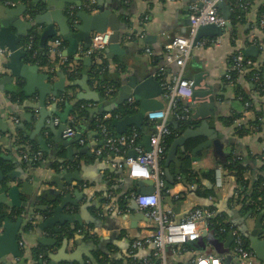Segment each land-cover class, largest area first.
Instances as JSON below:
<instances>
[{
	"label": "crops",
	"instance_id": "0c3cea01",
	"mask_svg": "<svg viewBox=\"0 0 264 264\" xmlns=\"http://www.w3.org/2000/svg\"><path fill=\"white\" fill-rule=\"evenodd\" d=\"M13 1L17 2L18 0ZM191 1L180 0L168 3L166 0H96L100 5L112 10L122 24L120 29L122 34L121 52L112 56L104 54L101 60V63L105 62L107 65L106 70H103L106 71V80L118 84V93L133 76L142 78L151 73L152 76L158 78L161 73V77L170 80L177 74L178 68L176 65L167 63L165 60V48L171 38L187 35L189 28L188 5ZM32 2L33 0H26L25 3L33 6ZM225 3L230 9V23L232 15L235 14L236 16V36L232 34L231 25L228 29L229 32L218 38L216 45L195 48L185 65L183 76L193 81L197 74L204 73L206 75L204 76L205 83L213 87L214 90L216 89L215 115L208 120V124L210 129L230 142V144L223 145V153L228 154L226 158H246L250 155L260 159L264 157V136L259 134L239 136V133H234L236 123L239 121L235 122L234 127H226L222 123L224 118L232 117L233 114L241 115L242 122L244 120L250 121L255 117L253 111L245 112L243 110L240 113L241 106L235 100L234 86L226 84L225 75L230 68V59L235 53V48L257 47L259 51L257 57H249L247 60L252 61L255 67L262 65L264 62V45L258 42L259 38L257 37L259 35L257 25L258 6L253 5L246 10L237 6L238 9L235 10V7L227 0ZM19 4L17 2L15 6H9L5 3V0L0 1V28L2 27L1 23H6V27L3 29L7 34V37L3 39L4 44L2 46L4 50L8 51L7 57H0V117L3 122L2 130L0 129V171L4 177L14 171L13 179H7L8 187L17 186L19 189V203L21 206L15 207L11 211L15 214H13L12 221L17 219L18 214L23 217L26 216L23 219L18 237V241H22L24 245L21 251L25 263L140 264L143 259L151 257L153 249L147 247L135 251L132 255L129 253L131 242L147 236L152 229V225L143 216L141 221L135 222L134 225L130 220V217L138 213L133 211L130 206L133 196L137 194L139 181L130 180L126 177V169L124 166H119L124 161L123 156L107 158L95 154L96 149H99L103 144L102 136L97 127V119L101 115L111 117L112 113L100 112V109L110 107L115 99H106L97 89V84L91 80L90 68L95 65L94 62L88 67L79 63L81 65L79 71L76 72L73 80H69L66 72L61 67L62 65L60 63L55 64V59L51 56H49V59L55 65L50 70L46 66H38L27 61V55L30 54L28 50L30 37L32 35L39 37L43 26L36 25L30 30L24 27L21 32L13 25V22L17 19L26 24L35 23V18L42 15L44 6L38 3L36 9H34L35 12L30 14L19 12L18 15H13L12 12L18 11ZM145 18L146 20H144ZM55 29L58 31L56 25ZM127 37H131V40H127ZM55 38L62 39L57 34L48 41L46 48ZM15 40H17V49L9 52L10 49L7 43ZM246 42L250 44L245 47ZM67 47L68 43L65 46V51ZM147 49L149 54H146ZM44 50L41 52L38 48L39 53H44ZM66 57L69 61L73 60L71 56ZM31 59L33 60L32 57ZM19 64L37 65L38 74L47 77V80L43 83L49 86L59 82L61 76L64 75L65 90L59 94V97H63L64 101L61 104H56L51 102L52 97L48 96L45 101L43 115L40 112L42 108L38 106L40 91L36 84L30 87L28 97L24 91L27 87L25 79L12 78L11 83L2 85V80L13 74L10 67L15 68L18 72ZM84 75L88 77L86 82L83 80ZM158 80L160 79L158 78ZM238 81V85L250 97L255 98L253 102L254 109H264V97L257 100L259 98V93L256 90L257 84L253 81L244 80L241 76ZM85 84L103 97L104 103L102 105L96 102L83 101L70 106L67 111L69 114L67 126L70 123H77L76 137L67 139L73 140L70 148L78 150L86 148L88 153H74L72 161L67 160L65 164H60L57 159L66 158L67 151L60 143L54 142L57 129L60 126L59 115L67 110L66 104L70 105L77 95L84 93L82 87ZM158 101L164 103L162 98H158ZM125 105H127V101L123 106ZM237 105L239 106L236 108ZM56 121L58 123H55ZM194 123H196V126L192 128L200 125L199 122ZM146 126L150 127L149 124ZM113 132L117 134L115 129ZM40 139L45 141L49 153L40 150L36 142ZM62 139L66 140L63 133ZM80 139L84 140V144L80 143ZM200 139L201 142L206 140V138ZM143 145L142 134L140 146L145 150ZM28 150L40 153L41 159L35 163L31 159L27 162L23 161L22 154ZM130 153L132 152L130 151L128 154ZM199 153L201 154L198 155ZM199 153L195 154L190 160L191 170L194 174H205L210 170H215L214 194L207 195L208 198L203 199L202 195L206 196L207 193H210L208 192L209 185L204 179L201 178L198 192L200 195H197L195 193L196 187L187 184L186 180L183 179L184 177L180 178L177 175V171L180 170L181 175L182 170V155L178 151L177 155L181 165L180 168L175 164H170L168 167L170 175L174 177V184L172 189L162 192L160 197L161 206L170 210L174 219L194 208L210 209L216 215H221L226 224L233 226L241 235L246 234L248 236L257 224L264 230V206L245 209L237 204L234 199H236L235 193L238 186L235 177L224 168L222 164L224 160L220 161V159L215 158L211 148ZM246 163L252 165L253 169L259 168L261 165L260 162L255 161H246ZM34 164L36 166L32 167ZM67 173H79L81 182L71 179L72 182L68 185L64 179V175ZM23 176L27 177L29 190L21 187ZM253 176L256 177L253 174L250 176L251 180ZM61 184L64 185V190L59 196L49 195L48 200L40 197L35 198V200L32 198L40 189L46 191L57 190ZM24 190L33 193V195H28L23 192ZM64 197H68L74 204L68 203L61 207L52 225L54 230L50 228L40 229L39 225L55 217L54 212L61 205ZM26 204L25 207L27 208L24 207ZM38 207H45V209L40 211ZM31 214H34L32 228L24 231L26 230L24 227L28 223L27 216ZM64 216H72L75 219L72 223H68L62 218ZM259 218L260 221L258 222ZM84 227L93 229L96 235L92 237L86 234H78L77 231ZM55 230H61L62 232L56 233ZM214 237L220 243L222 249L231 250L233 238L230 232L224 234L221 238L218 234H214ZM229 237L232 238V241L229 243L230 247L226 248L225 244L230 240ZM262 238H264V235H262ZM208 239L200 238L198 240L200 245H204V249L194 250L187 245L180 248L167 247L163 254L165 263L189 264L196 257L209 254L226 256L216 253L209 244ZM65 240L67 244L62 247ZM43 241L51 243L45 245L41 243ZM34 249L40 251L37 261H35ZM33 257L35 260H33ZM8 261L11 264L18 263L17 259L10 257ZM254 261L264 264L255 254Z\"/></svg>",
	"mask_w": 264,
	"mask_h": 264
},
{
	"label": "water",
	"instance_id": "95a60500",
	"mask_svg": "<svg viewBox=\"0 0 264 264\" xmlns=\"http://www.w3.org/2000/svg\"><path fill=\"white\" fill-rule=\"evenodd\" d=\"M2 1V0H0ZM41 3L44 6V10L42 11V15L35 18V23H24L19 20H15L13 25L19 29L21 32L24 27H27L29 30L33 29L36 25H42L43 30L39 35V48L42 52L48 41L55 37L57 34L62 37L64 41L68 43L67 50L64 52L65 56H71L73 58L72 61L77 63H82L83 66H90L93 62V59L89 56H76L79 52L86 51L91 45V38L93 34H103L107 31L110 32V37L108 41V46L104 49V54L113 55L119 54L120 50V41H121V33L120 29L122 28V24L120 20L115 15V13L106 8L105 6L97 3V12L94 14H90L83 9L82 0H33L32 5L29 6L25 2H21L18 5V11L12 12L13 15H18L19 12L23 13H32L35 12L37 4ZM218 8L223 14L225 20H227L226 29L219 28L215 25H206L198 28L197 33L193 39V46L202 39H212V38H221L224 36L226 31L231 27L230 23V9L226 5L225 1H219L217 3ZM73 7L75 10V19L77 23L73 26L70 25V17L65 15L66 10ZM190 24V23H189ZM55 25L58 27V31L55 29ZM0 28V48H3L4 37H7L6 31L3 29L6 27V23H1ZM16 42L11 41L8 44L9 52L15 51ZM242 55L244 60L249 57H257L259 51L257 47L251 46L242 49ZM4 56H8V51ZM19 71L16 72L15 68H12L13 74L10 77H6L2 80L1 84L11 83L12 78H22L26 80L27 87L24 90L25 95L28 97L30 87L35 84L38 86L40 91V102L39 107L41 114L44 115V105L46 98L51 96L52 99L59 98V94L65 90L64 85V75L61 76L59 82L55 83L52 86L45 85L43 81L47 80V77L44 75L38 74V66H28L19 64ZM204 73H199L193 78V95L192 102L188 106L190 107V121L199 122L200 125L196 128H187L185 129L178 137H176L172 143L170 144L164 161V176H165V188L164 190L172 189L174 184V177L169 173V165L175 164L180 168V160L178 158V151L181 154L186 153V144L190 140L206 138L205 141H202L198 144L192 151V157L204 150L212 149L213 156L217 159H224L228 157V154L223 153V145L230 144L225 138L220 137L214 130L209 128L208 120L213 118L215 115V93L213 87H210L205 83ZM83 80L86 82L88 77L86 75L83 76ZM84 93H80L76 96L75 100L72 103L66 104V111L59 115L60 118V126L57 129L56 136L54 138V142L57 144H61L63 148L66 149L67 155L64 159H57V162L60 164H65V162L72 161V155L74 153L79 154H87L88 151L86 148L83 149H72L70 145L73 144V140H63L62 133L67 128V119L69 114L67 111L70 109L71 105H77L80 102H96L103 105L104 99L98 93L92 91L90 87L85 84L82 87ZM132 98L135 103H137L136 112L132 115H126L122 118H116L112 120V126L115 129L118 135L125 134L130 128L139 129L143 134L144 148L145 151L150 150V135L152 129L147 127L145 115L149 112H153L156 110L162 109V103L158 101V98H162V89L160 87V83L157 77L152 76L151 73H148L142 78L139 77H130L129 81L120 89L118 95L116 96L114 102L110 105V107H102L100 112L110 113L117 111L122 108L125 102ZM239 105L236 106V108ZM241 112L243 111L242 107ZM2 118L0 117V129L2 130ZM171 125L176 127L178 124L175 121H171ZM40 147V150L44 153H49L48 148L46 147V143L43 139L36 141ZM128 156L135 157L133 153H130ZM126 168V167H125ZM14 173V171H13ZM13 173H8L5 177L0 171V264H11L8 260L9 257L12 259H17V264H26L23 258L22 251L18 245V237L20 233V228L26 216L17 215V219L12 221L14 217L11 211L15 207H20L19 201V189L17 186L8 187V180L13 179ZM177 175H180V170L177 171ZM79 173H70L64 175V179L66 183L71 184L72 180L77 182H81L79 177ZM72 179V180H71ZM22 184L21 187L25 189L30 188L27 183V177L23 176L21 178ZM154 183L152 181H139L138 182V191L137 196L149 195L153 192ZM64 190V185L58 186L57 190H44L40 189L38 193H30L26 192L28 195L32 196V198L40 197L42 199L48 200L50 196H59L61 192ZM74 204L68 197H64L61 201V205L57 207L54 214L55 217L48 219L45 223L39 225L40 229L50 228L53 229L52 225L55 222V219L63 207L66 204ZM23 206V205H22ZM27 206L24 205V207ZM27 208V207H25ZM130 208L138 212L137 215L130 217L132 221V225L135 222H139L142 219V214L139 211V208L134 201H131ZM45 207H38V210L42 211ZM15 215V214H14ZM187 215H179L175 218V223L178 224L184 217ZM28 217V216H27ZM66 222L72 223L74 221V217L72 216H64L62 217ZM260 218L258 219V222ZM259 224L256 225V228L247 236L243 235L249 242L250 249L256 255V257L264 262V230L260 228ZM71 228H73L71 226ZM56 233H61V230H55ZM202 239H208L209 244L212 249L218 254L226 255L225 264L230 262L229 249H222L220 243L215 239L213 232H206L205 230L201 232ZM230 238V237H229ZM230 241L232 238L225 244L226 248H229ZM45 245H49L51 242L43 241L41 242ZM67 244L65 240L62 244V247Z\"/></svg>",
	"mask_w": 264,
	"mask_h": 264
},
{
	"label": "built area",
	"instance_id": "2783aa9c",
	"mask_svg": "<svg viewBox=\"0 0 264 264\" xmlns=\"http://www.w3.org/2000/svg\"><path fill=\"white\" fill-rule=\"evenodd\" d=\"M128 1V0H126ZM168 3L178 2L180 0H166ZM226 0H192L188 5L189 11V28L186 36H176L170 39L165 48V60L167 63L175 64L178 68L177 74L170 80L158 75L160 87L162 89V109L149 112L145 115L146 123L152 129L150 135V150L145 151L141 146L142 134L135 128L122 135L115 134L107 123L111 118L104 116L97 119V127L102 136L103 144L99 149H96L95 154L107 158H114L123 156L124 161L119 166L126 169V177L135 181H152L154 183L153 192L149 195L137 196L134 195L133 199L136 202L142 216L149 221L152 225L150 234L140 237L131 242L130 255L135 251L152 247L153 252L150 258L143 259L140 264H166L163 254L167 247H182L189 243L197 242L201 238V232H209V219L216 216L214 211L206 210L203 208H194L188 211L187 215L178 224L175 223L173 213L163 208L160 204V197L165 188L164 170L160 166L166 154V139L170 137L171 131L169 124L171 121L176 123H183L190 121V107L193 95V82L184 78L183 72L186 63L191 57L192 51L195 48H202L214 46L218 43V38L202 39L196 46H193V39L197 33L198 28L206 25H215L219 28L226 29L227 20L221 14L217 3ZM239 1V0H236ZM17 2L20 3L18 0ZM16 1L5 0L9 6H15ZM83 9L90 14L97 12L96 0H82ZM264 0H254V4L258 5L263 3ZM241 9H248V4H239ZM68 16L70 17V25L73 26L77 23L75 19V10L73 7L68 9ZM146 20V18L144 19ZM257 25L259 30L264 31V14L257 15ZM229 32L228 30L226 33ZM225 33V34H226ZM110 32L107 31L103 34H93L91 38L90 47L83 52H79L76 56L91 57L94 64L100 65L104 56V49L108 46ZM131 40V37H127ZM34 35L30 37L28 50L31 57L34 59L37 56V51H34ZM7 51L0 48V57H4ZM48 55L53 57L63 66H69L70 72L74 71V61H69L64 55L65 46L62 39L55 38L48 44ZM149 54V50H146ZM231 66L225 75V82L227 85L231 83L230 72H236L239 75L244 73V67L252 66V61L244 60L242 52L239 51L231 56ZM157 78V79H158ZM254 82L258 84L257 76ZM118 90L113 85L103 86L102 95L106 99H115ZM64 101L63 97L52 99L51 102L61 104ZM182 107H179V103ZM134 104L132 98L127 100V105ZM244 111H250L251 103L245 102L243 104ZM15 121V120H14ZM241 121L236 123L234 133L238 134V129L241 127ZM55 123H58L56 121ZM255 131V128H251ZM77 132L72 127L67 126L63 132L65 139L76 137ZM80 143L84 144V140L80 139ZM132 152L135 157L128 156ZM23 161L27 162L31 159L32 162H37L41 159V154L38 152L28 150L22 154ZM264 161V157L262 158ZM264 189V185H263ZM250 204H254L250 202ZM256 207L258 203H255ZM30 224L34 223V214L27 217ZM231 233L233 238L232 248L228 256L230 262L228 264H259L254 261V254L252 251L245 247V243L240 237L239 233L231 225L221 228L218 233ZM78 234H86L88 236H95V231L89 227H84L77 231ZM20 249L23 248L22 241H18ZM155 259V260H153ZM157 259V260H156ZM226 256H215L212 254L196 257L189 264H225Z\"/></svg>",
	"mask_w": 264,
	"mask_h": 264
},
{
	"label": "trees",
	"instance_id": "16d2710c",
	"mask_svg": "<svg viewBox=\"0 0 264 264\" xmlns=\"http://www.w3.org/2000/svg\"><path fill=\"white\" fill-rule=\"evenodd\" d=\"M21 2H26V0H19ZM228 3H230L231 5H233V7H235V10H237V6L239 4H244L247 3L249 9L251 8V6L255 5L254 4V0H227ZM258 14H264V2L263 3H259L258 5ZM68 11V10H67ZM66 11L67 15L68 12ZM236 16L235 14L232 15L231 17V25H232V34L233 36H236V32H237V28H236ZM259 38L258 42H260V44L264 45V31L259 30V35L257 36ZM38 36L34 35V51H37V57L34 58L33 60L31 59L30 54L27 55V61L33 63V64H37L38 66H43L47 69H51L53 65L58 64L59 62L54 60L55 64L53 61H51V59H49V55L47 52V48L45 47L44 53H39L38 52ZM236 38V37H235ZM64 46L67 45V43L62 40ZM257 42V41H256ZM248 42H246L244 44V46H248ZM235 53L233 55H235L239 49H234ZM240 51H242V49H240ZM234 52V51H233ZM232 55V56H233ZM71 61V60H70ZM53 62V63H52ZM69 62V59H68ZM73 67L75 68L74 71L70 72V67L69 66H61L62 69L66 72L69 80H73V78L76 76V72L79 71L80 68V64L75 62L72 64ZM106 63H102L100 65H94L90 68V77L91 80L97 84V89L102 93L103 92V86H107V85H113L116 90H118V84L114 83L112 81H108L105 78V72L103 70H106ZM230 66H231V61H230ZM244 73L242 75L237 74L236 72H230L231 75V85L234 86V91H235V100L238 101L239 105L242 107V109L244 110V106L243 104L245 102H250L251 103V108L250 111L254 112V119L252 120H244L243 122H241V127L238 129L239 131V136H243V135H250V134H259L264 136V109L261 110H256L254 109V104L253 102L255 101V98H253L252 96L250 97L245 90H243L240 85H238V79L240 78V76L244 79V80H248V81H253L255 77L257 76L258 78V84L256 85V90L259 93L257 100H261L262 97H264V62L263 64L258 67H255L254 64H252V66L250 67H244ZM103 71V72H102ZM261 97V98H260ZM182 103H179V107H182ZM136 108H137V103L134 102V104L132 105H125L123 106L121 109L114 111L111 113V119L107 121L106 124H108L110 126V129L113 131V126H112V120L116 119V118H122L126 115H132L136 112ZM104 115H101L100 118H103ZM241 115L239 114H233L232 117H226L223 119L222 123L224 126L226 127H234V124L236 121H241ZM147 124V123H146ZM178 125L176 127L171 125V122L169 124L170 127V131H171V135L170 137H168L166 139V152L170 146V144L172 143V141L178 137L185 129L187 128H192L194 126H196V123L192 122V121H186L183 123H177ZM69 127H72L74 130H76L77 128V123H70L68 125ZM251 128H255V131H252ZM136 129V128H135ZM236 129V127L234 128ZM139 133H142L139 129H136ZM131 129H129L126 133L130 132ZM201 143V139H195V140H190L187 142L186 144V153L185 154H181L182 155V170H181V177H184L183 179L186 180V183L189 185H194V187H196L195 189V193L197 195H200L199 190H200V182H201V178L204 179V181H206V183H208L209 185V190L206 196L202 195V198H208V196L213 195V191H214V187H215V170H210L205 174H194L191 170V162L190 160L192 159V155H191V151L198 145ZM201 153H199L198 155H200ZM166 156V154H165ZM264 156V155H263ZM102 157H105V155H103ZM103 159V158H102ZM261 159V160H260ZM258 159L255 156H248L246 158L244 157H231V159H220L224 160L222 162L224 168L231 173L234 177H235V181L237 184V188H236V199H234V201H237V204H239L240 206L244 207L245 209L249 208V209H254L256 207L255 203H258L257 205L261 208V206H264V189H263V185H264V161L262 160V158ZM258 160V161H257ZM164 161H165V157L162 160L160 166L163 168L164 166ZM246 161H255V162H260L261 165L259 166V168H255L253 169L252 165H248L246 163ZM36 166V164H34L32 167ZM218 166V165H217ZM253 174L256 175L253 176L252 180L251 177ZM248 175V176H247ZM241 188V189H240ZM238 189H240L238 191ZM243 189V190H242ZM247 193H246V192ZM249 191V192H248ZM208 195V196H207ZM254 202V204H250ZM122 204V202H121ZM200 208V207H198ZM210 210V209H209ZM209 230L211 232H213L214 234H218V236L221 238L224 236V234H220L218 233L219 230L221 228H225L227 227V224L225 222V219L221 216V215H216L214 218L209 219ZM26 230L24 231H28L31 230L32 226L27 223V225H25L24 227ZM240 237L242 238V240L245 243V247L252 251L250 249L249 246V242L248 240L239 233ZM187 246H189V248L191 249H204V245H200L199 242H194V243H189L187 244ZM34 253V257L33 260L37 261V256L40 254V251H38L37 249H34L33 251ZM34 261V262H35Z\"/></svg>",
	"mask_w": 264,
	"mask_h": 264
},
{
	"label": "flooded vegetation",
	"instance_id": "af4514ba",
	"mask_svg": "<svg viewBox=\"0 0 264 264\" xmlns=\"http://www.w3.org/2000/svg\"><path fill=\"white\" fill-rule=\"evenodd\" d=\"M29 223V222H28ZM30 224V223H29ZM32 226V224H30Z\"/></svg>",
	"mask_w": 264,
	"mask_h": 264
}]
</instances>
